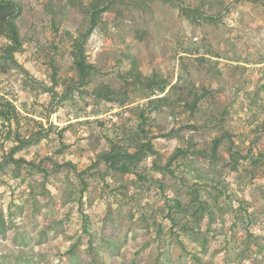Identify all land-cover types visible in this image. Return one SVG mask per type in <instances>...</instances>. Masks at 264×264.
Masks as SVG:
<instances>
[{
    "label": "rangeland",
    "instance_id": "rangeland-1",
    "mask_svg": "<svg viewBox=\"0 0 264 264\" xmlns=\"http://www.w3.org/2000/svg\"><path fill=\"white\" fill-rule=\"evenodd\" d=\"M6 1L0 264H264V0Z\"/></svg>",
    "mask_w": 264,
    "mask_h": 264
},
{
    "label": "trees",
    "instance_id": "trees-1",
    "mask_svg": "<svg viewBox=\"0 0 264 264\" xmlns=\"http://www.w3.org/2000/svg\"><path fill=\"white\" fill-rule=\"evenodd\" d=\"M15 6H16L15 2L6 1V0L0 1V31L3 28L8 29L13 44L9 46L7 52L9 53V57H11L13 60H14V52L19 51V49L22 46L18 27L17 24L15 23L16 22L15 18L19 10ZM100 11H102V8L100 9L99 7H95L93 15L95 16L96 13H100ZM94 25H96V22L93 20L92 26ZM92 30L93 29L90 28L89 31L85 34V37H87L92 32ZM82 42L79 44L80 46L79 48H81ZM77 65L81 75H85L88 72V68H93L92 65L89 64L87 65L85 63V58L83 57L82 51H80V56L77 58ZM105 95L109 96V92L106 91ZM3 107H4L3 109H0L1 118L3 119V121L11 120V112L13 111V109H15L14 105L11 102L6 101ZM30 141L21 140L20 144L19 145L17 144V146H15L10 151L9 155L7 156V159L4 161L5 163L0 164V170L5 168L4 164L14 163L19 165V163L26 162L24 159H18V160L15 159L14 153L18 151L21 148V146L27 144ZM144 155L145 153L143 152V149L140 148L135 153L117 152L115 154H109L108 156L105 155V159L106 162L109 163L108 165H110L111 167L113 166L114 168L121 170L122 172H128L130 171V165L131 164L133 165L134 163L140 161L144 157ZM116 162H122V163L119 165H114ZM30 163L34 164L32 162ZM0 226L2 225L0 224Z\"/></svg>",
    "mask_w": 264,
    "mask_h": 264
}]
</instances>
